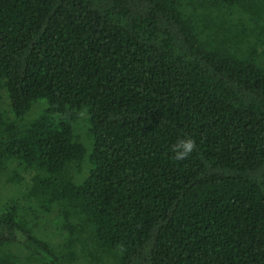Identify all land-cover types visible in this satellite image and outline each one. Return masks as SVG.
<instances>
[{
  "label": "trees",
  "instance_id": "obj_1",
  "mask_svg": "<svg viewBox=\"0 0 264 264\" xmlns=\"http://www.w3.org/2000/svg\"><path fill=\"white\" fill-rule=\"evenodd\" d=\"M4 182L0 250L58 263L33 205L114 264H264V0H0Z\"/></svg>",
  "mask_w": 264,
  "mask_h": 264
},
{
  "label": "rangeland",
  "instance_id": "obj_2",
  "mask_svg": "<svg viewBox=\"0 0 264 264\" xmlns=\"http://www.w3.org/2000/svg\"><path fill=\"white\" fill-rule=\"evenodd\" d=\"M201 22L198 23L199 29H201L203 21V15L196 13ZM206 24V23H204ZM207 32L211 33L208 29ZM259 52H262L263 49L259 47ZM36 109L28 116L31 118L35 116L40 109L39 106H35ZM77 132L80 133L81 137L87 142L85 128L84 126H79ZM87 163L83 166V172L86 171ZM86 174V172L84 173ZM83 174V175H84ZM82 175V176H83ZM27 178L29 177L26 175ZM26 186L25 183L21 185H13L8 182L0 184V207L6 204L11 199H23L25 194ZM27 197V195H26ZM32 205V204H31ZM34 215L38 219V226H44L47 229H50L46 233V239L52 241L58 250V263L57 264H114L117 259L116 252L114 251H105L100 249V246L95 244L92 240L89 243H85V247L82 250H76V242L81 241L80 236L73 234L71 230L61 228V218L56 215L55 211L43 212L38 209L33 208ZM27 215H28V209ZM32 216V214H31ZM85 219L80 218H71V221L81 222L87 229L88 226L83 222ZM37 226V227H38ZM85 235V233H84ZM7 254L8 256H14L16 264H47L44 261L37 260L35 258L29 257L25 251L18 249L14 246H7L1 248L0 255Z\"/></svg>",
  "mask_w": 264,
  "mask_h": 264
},
{
  "label": "clouds",
  "instance_id": "obj_3",
  "mask_svg": "<svg viewBox=\"0 0 264 264\" xmlns=\"http://www.w3.org/2000/svg\"><path fill=\"white\" fill-rule=\"evenodd\" d=\"M195 141L191 138L179 140L172 148L176 160H185L195 150Z\"/></svg>",
  "mask_w": 264,
  "mask_h": 264
}]
</instances>
